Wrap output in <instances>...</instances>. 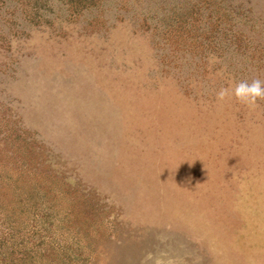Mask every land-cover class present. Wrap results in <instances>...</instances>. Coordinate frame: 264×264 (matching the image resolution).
<instances>
[{
	"label": "rangeland",
	"instance_id": "rangeland-1",
	"mask_svg": "<svg viewBox=\"0 0 264 264\" xmlns=\"http://www.w3.org/2000/svg\"><path fill=\"white\" fill-rule=\"evenodd\" d=\"M264 0H0V264H264Z\"/></svg>",
	"mask_w": 264,
	"mask_h": 264
},
{
	"label": "clouds",
	"instance_id": "clouds-1",
	"mask_svg": "<svg viewBox=\"0 0 264 264\" xmlns=\"http://www.w3.org/2000/svg\"><path fill=\"white\" fill-rule=\"evenodd\" d=\"M235 101L246 108L253 110L259 107V102L264 101V81L259 78L251 83L240 81L234 87H221L216 93V101L219 104Z\"/></svg>",
	"mask_w": 264,
	"mask_h": 264
}]
</instances>
